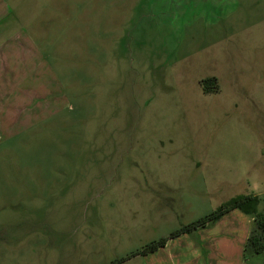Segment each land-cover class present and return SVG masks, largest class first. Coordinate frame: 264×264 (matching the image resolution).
Here are the masks:
<instances>
[{"label": "rangeland", "instance_id": "obj_1", "mask_svg": "<svg viewBox=\"0 0 264 264\" xmlns=\"http://www.w3.org/2000/svg\"><path fill=\"white\" fill-rule=\"evenodd\" d=\"M4 1L65 93L0 131V264H264L239 209L135 254L264 185V0Z\"/></svg>", "mask_w": 264, "mask_h": 264}, {"label": "crops", "instance_id": "obj_2", "mask_svg": "<svg viewBox=\"0 0 264 264\" xmlns=\"http://www.w3.org/2000/svg\"><path fill=\"white\" fill-rule=\"evenodd\" d=\"M0 7L3 9L0 14V116H15L11 122L1 120L0 131H8L9 137L13 129L33 128L63 109L65 90L40 56L36 40L26 28L7 24L6 20L14 15L11 6L0 0ZM7 109L9 112H4Z\"/></svg>", "mask_w": 264, "mask_h": 264}, {"label": "trees", "instance_id": "obj_3", "mask_svg": "<svg viewBox=\"0 0 264 264\" xmlns=\"http://www.w3.org/2000/svg\"><path fill=\"white\" fill-rule=\"evenodd\" d=\"M200 85L204 92L217 90V78L215 76L206 77L200 80ZM259 198L257 195H237L229 200L221 203L213 211L199 217L196 220L172 231L169 236L161 237L157 240L147 243L141 250L135 254H148L155 252L161 247H164L169 239H172L181 233L189 232L198 226H204L208 222H214L222 217L225 213L239 209L246 214L253 215V224L250 233L246 240L245 251L248 253H259L264 250V215L258 212L257 206ZM123 258L117 260L118 262Z\"/></svg>", "mask_w": 264, "mask_h": 264}, {"label": "clouds", "instance_id": "obj_4", "mask_svg": "<svg viewBox=\"0 0 264 264\" xmlns=\"http://www.w3.org/2000/svg\"><path fill=\"white\" fill-rule=\"evenodd\" d=\"M250 191L256 195H262L264 194V185L258 181H253L250 186Z\"/></svg>", "mask_w": 264, "mask_h": 264}]
</instances>
